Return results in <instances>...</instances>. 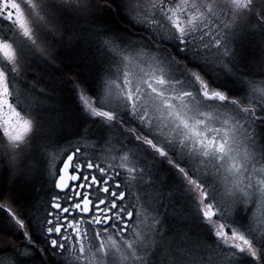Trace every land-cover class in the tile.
<instances>
[{
	"label": "snow or ice",
	"instance_id": "6c2138e0",
	"mask_svg": "<svg viewBox=\"0 0 264 264\" xmlns=\"http://www.w3.org/2000/svg\"><path fill=\"white\" fill-rule=\"evenodd\" d=\"M108 14L123 32L98 25ZM0 21V167L14 184L39 159L49 193L22 209L0 190V223L25 245L13 256L0 239V264H264V0H0ZM80 42L84 79L53 59ZM38 64L117 135L57 138L62 109ZM167 215L188 226L175 241Z\"/></svg>",
	"mask_w": 264,
	"mask_h": 264
},
{
	"label": "trees",
	"instance_id": "16d2710c",
	"mask_svg": "<svg viewBox=\"0 0 264 264\" xmlns=\"http://www.w3.org/2000/svg\"><path fill=\"white\" fill-rule=\"evenodd\" d=\"M69 23L74 24L75 21L69 20ZM122 24L123 21L120 17L114 19L110 14L103 16L101 21L98 22L99 26H108L119 32H123V27H121ZM124 26L126 27L127 25ZM0 28H4L6 30V22L0 21ZM249 40L250 41L247 43L244 55L248 57V63L249 65H251L255 57L250 55V53H252L256 49V44L253 43L251 39ZM85 55L86 48L83 42L72 43L71 45L65 43L63 45H57L56 53L53 59L55 61V64L65 72L69 73L70 75H74L76 72H80L82 73V75L78 79H84L88 77L93 71L92 68L88 67V65L91 64V59H84ZM251 70L255 71L256 69L253 67ZM35 72L38 75L44 77L45 80L51 81L50 85H45L44 80L39 81L41 82V86L47 87L49 91L53 92L55 98L48 102L52 105H55L57 108L60 107V109H62L61 114L63 113V116L67 117L69 121L71 120V118L77 119L76 124L73 126L70 125V123H63L65 125L63 128L65 130L67 128H79L81 119H83L84 117L80 113L79 108L76 105L74 96L70 91L71 85L66 83V77H62L61 72L56 71L55 68L49 67L45 64L36 65ZM27 79L35 80L36 77L29 75ZM18 86L23 95V93L26 91L25 85L19 84ZM29 95L36 96L38 95V93L33 92L29 93ZM24 100L26 101L25 96ZM53 115H55V113H53ZM60 136H62V134L61 129L59 128L57 138H59ZM34 162L35 164L37 162L42 165L39 159L34 160ZM39 167L42 168V166ZM38 179L39 178L35 176L31 180L28 179L21 181L22 183H20V181H15V184H12L10 186L8 185V183L7 185L0 183V190H3L5 192L11 191L13 197L18 201L21 208L27 209L30 203L37 197L44 198V195L40 196L39 187H37L36 185L39 182ZM10 183H12V181H10ZM0 239H10L13 242L12 245L9 246L7 254H12L13 256H15V254L12 252L13 247L20 250H24L25 248L23 239L19 236V234L12 235L10 232H8L6 221L4 223H0ZM16 259L18 260V264H43L39 253H35L32 257H16ZM48 264L53 263L49 262L48 260Z\"/></svg>",
	"mask_w": 264,
	"mask_h": 264
},
{
	"label": "bare ground",
	"instance_id": "6f19581e",
	"mask_svg": "<svg viewBox=\"0 0 264 264\" xmlns=\"http://www.w3.org/2000/svg\"><path fill=\"white\" fill-rule=\"evenodd\" d=\"M39 86H41V82H39ZM41 87H43V86H41ZM21 98L24 100V95H22ZM25 102H27V101H25ZM49 104H51V103H49ZM45 115H47V113H45ZM73 119L71 121H69L70 125H72V126L75 125L76 124V121H77L76 118H73ZM63 123L67 124L66 121L64 119H62V123L60 125V129H61L62 136H60L59 138H62L65 143H67L69 140L75 141L77 139L78 135L83 131L84 128H87V130H88L87 131V134L92 137V140L94 142L97 140V138L102 137V136H112V137H115L117 135L116 133L101 132L99 130V126H94L91 121L85 120L84 118L81 119V123H80L79 128H72V129L71 128H67L65 130L63 128L65 125ZM113 142L116 143V140L113 139L112 143ZM116 146L118 147L119 145L117 144ZM36 166H37L36 177L39 178L38 179L39 182L36 185H37V187H39L40 196L44 195V198L47 199L48 198V195H49V193L47 191V188L44 187L43 190H41L42 184L44 182L40 178L41 177V173H40L39 169H41V167H39V166H42V165H40L39 163L36 162ZM28 179L31 180V179H33V177H28V178H26V177H19L15 181H20V183H22L21 181L28 180ZM10 181H12V178L10 176V173H5V171L2 170L0 172V183L1 184L2 183L3 184H6V185L8 183V185L10 186V185L13 184V183H10ZM16 234H19V233H16ZM50 262H52L53 264H57V259L56 258H53Z\"/></svg>",
	"mask_w": 264,
	"mask_h": 264
},
{
	"label": "rangeland",
	"instance_id": "374dc122",
	"mask_svg": "<svg viewBox=\"0 0 264 264\" xmlns=\"http://www.w3.org/2000/svg\"><path fill=\"white\" fill-rule=\"evenodd\" d=\"M250 41V40H249ZM248 41V42H249ZM60 109V107H59ZM61 117L66 121V123H69V119L65 116H63V113L61 114ZM72 120V118H71ZM70 120V121H71ZM113 144H116L115 142H113ZM131 147V145H130ZM115 155H118V153H113ZM4 170L2 167H0V172ZM160 178L162 180H166L168 182V184L170 185L171 184V181L168 180V172L166 169H161L160 170ZM165 203H168L167 201H165ZM177 207H180L179 204H177ZM172 210L169 209V212H171ZM163 223H164V228H165V231H164V235L167 236L169 239H172V240H176L178 238V233L174 230L175 228H183L185 231H187L188 229V226L187 225H184V224H177L176 220L173 219V217L171 215H167L164 217L163 219ZM195 231V230H194Z\"/></svg>",
	"mask_w": 264,
	"mask_h": 264
},
{
	"label": "flooded vegetation",
	"instance_id": "af4514ba",
	"mask_svg": "<svg viewBox=\"0 0 264 264\" xmlns=\"http://www.w3.org/2000/svg\"><path fill=\"white\" fill-rule=\"evenodd\" d=\"M21 100H23V99L21 98ZM101 155L106 156L107 154H106V153H101ZM106 162H108V163H114V162L111 161L110 159L107 160ZM53 194H54V193H53ZM52 259H53V257H51V256H48V257H47V260H49V262H50Z\"/></svg>",
	"mask_w": 264,
	"mask_h": 264
}]
</instances>
